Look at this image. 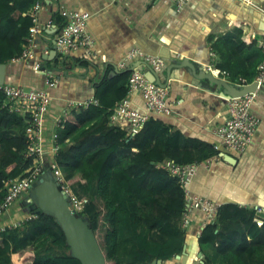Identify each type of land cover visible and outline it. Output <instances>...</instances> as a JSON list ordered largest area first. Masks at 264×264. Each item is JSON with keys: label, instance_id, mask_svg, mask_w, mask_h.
<instances>
[{"label": "trees", "instance_id": "obj_1", "mask_svg": "<svg viewBox=\"0 0 264 264\" xmlns=\"http://www.w3.org/2000/svg\"><path fill=\"white\" fill-rule=\"evenodd\" d=\"M38 1L0 0V64L23 53L34 25L29 11ZM55 22L61 29L65 25L61 14ZM131 74L105 77L96 86L97 104L73 109L63 118L55 161L73 192L87 201L81 215L91 223L107 264H167L177 256L183 262L188 243V228L183 227L186 195L163 164H201L220 152L214 146L195 145L155 115L134 135L127 124L114 120L117 105L128 95ZM255 76V71L246 74L242 83H252ZM5 101L0 94V201L9 181L25 176L37 163L28 156L30 115L11 112ZM19 206L22 215L35 217L0 232V264H81L71 256L54 217L36 213L27 196ZM259 219L264 222L255 208L219 207L216 220L197 236L203 264H215L220 256L236 264H264V223L258 225ZM212 249L213 257L206 254Z\"/></svg>", "mask_w": 264, "mask_h": 264}, {"label": "crops", "instance_id": "obj_2", "mask_svg": "<svg viewBox=\"0 0 264 264\" xmlns=\"http://www.w3.org/2000/svg\"><path fill=\"white\" fill-rule=\"evenodd\" d=\"M39 1L42 32L37 38L36 57L8 62L5 82L28 90L49 91L52 100L47 127L52 128L57 119L70 113V103L95 100L94 79L116 76L110 73L119 70L132 48L157 55L163 59L164 69L171 68L170 76L162 74L164 69L160 72L162 83L167 85L171 112L156 117L195 145H219L221 149L218 157L198 165L190 185L192 194L219 207H259L264 219V91L258 92L253 102L260 124L245 153L239 154L221 146L215 133L228 120V98L204 90L207 81L196 78L189 67H176L178 63H190L197 72H226L228 76L221 75L224 80L248 85L242 79L253 71L258 74L264 62L260 46L264 39V0H191L181 11L176 10L175 0ZM62 10L91 14L88 32L94 42L90 54L84 49L63 56L55 54L51 42L61 32L55 17ZM49 21L53 23L48 25ZM38 63L42 69L37 68ZM45 70L57 77L53 88L45 83ZM131 101L133 109L146 113L141 94H132ZM3 220L7 221V216ZM191 220L185 259L167 264H201L197 236L204 227L203 214L196 212ZM206 254L213 257L215 250ZM217 260L215 264H236L221 256Z\"/></svg>", "mask_w": 264, "mask_h": 264}, {"label": "built area", "instance_id": "obj_3", "mask_svg": "<svg viewBox=\"0 0 264 264\" xmlns=\"http://www.w3.org/2000/svg\"><path fill=\"white\" fill-rule=\"evenodd\" d=\"M109 1L116 2L118 0ZM190 1L175 0L176 10H183ZM41 9L42 4L40 1L36 2L30 9L29 15L34 25L24 46L23 53L13 59V62H26L36 57L37 38L42 32L39 19ZM60 14L65 20V25L57 38V53L63 56L70 52L84 49L90 54L94 42L93 37L88 32V22L91 14L75 10H62ZM52 23V21H49L48 25ZM260 46L264 52V39L260 42ZM138 61L144 62L157 73H160L165 66L162 58L146 54L139 48H132L126 58L119 64L118 69L123 71ZM37 68L42 69L43 66L38 63ZM46 72L45 83L48 87L53 88L58 82L57 77L52 72ZM215 75L219 78H221V75L228 76L226 72L221 71H218ZM255 82L258 84L256 93L228 99V120L215 131L220 139L221 146L239 154L245 153L260 124V119L253 112V102L257 97V93L264 91V62L258 68ZM134 93L142 95L145 101L146 113L143 114L133 109L131 95ZM0 94L5 97V106L9 105L11 112L19 115H30L32 122L26 130L29 145L28 156L37 159L35 166L28 170L25 176L9 181L7 193L0 201V232L18 228L35 217V215L24 216L20 214L22 218L18 219L17 214H12V208L15 205L18 206L21 200L29 194L32 184L46 170L53 171L62 190L70 199L74 211L78 214L83 212L87 201L82 200L73 192L66 183L63 171L55 161L56 155L60 150L58 130L63 127V119H57L52 128L46 126L52 100L49 91L28 90L19 85L3 84L0 85ZM167 98V88L149 81L144 71L135 68L129 78L128 95L117 105L113 119L123 121L130 127L133 135L137 134L143 129L151 116L170 114L171 110L167 103ZM93 104H97V102L95 100L72 102L69 104L70 111L88 108ZM214 148L219 152L221 150L219 145H215ZM198 165L200 164L181 165L173 160H168L163 164V168L177 178L186 195V210L183 217V227L186 229L192 224L191 218L196 212L203 214L204 227L214 222L219 208L215 203L192 194L190 190ZM256 210L258 213H262L261 208L258 207ZM6 216L7 221H4L3 219ZM256 221L260 226L264 223L260 219ZM200 234L201 232H199Z\"/></svg>", "mask_w": 264, "mask_h": 264}, {"label": "water", "instance_id": "obj_4", "mask_svg": "<svg viewBox=\"0 0 264 264\" xmlns=\"http://www.w3.org/2000/svg\"><path fill=\"white\" fill-rule=\"evenodd\" d=\"M56 40L51 42V45L54 47V52L57 55ZM61 64L63 65L64 63L61 62ZM185 66L193 71V75L196 76V78L207 81L203 88L204 90L216 94H222L228 99L244 97L249 93H256L257 91V82L248 85H237L215 76L212 72H205L203 70L197 72L195 67L190 63L185 64L184 62L181 65L180 63L176 65L178 68ZM6 68V64H0V85L6 84ZM135 68L144 71L149 81L163 88H167V85L162 83L161 75L166 74V76H170V67L165 68L162 74H160L155 72L144 62L138 61L123 71L132 72ZM119 73H121L120 70H115L110 74L117 75ZM105 77L106 76L104 75L101 80L94 79L93 87L101 83ZM28 199L36 213L42 212L55 218L66 237V242L70 247V254L72 257L78 259L81 264H107L106 257L93 231L91 223L86 217L81 216L74 211L70 199L62 190L53 171L46 170L39 176L31 186ZM185 249L187 248L184 247V255H186ZM199 258L201 259L202 264V253H199ZM177 259H181V256H177ZM153 264H163V262L161 260H155Z\"/></svg>", "mask_w": 264, "mask_h": 264}, {"label": "rangeland", "instance_id": "obj_5", "mask_svg": "<svg viewBox=\"0 0 264 264\" xmlns=\"http://www.w3.org/2000/svg\"><path fill=\"white\" fill-rule=\"evenodd\" d=\"M28 197H29V194L27 195V200H28V202H29V199H28ZM80 198V197H79ZM21 210H22V208L19 206V207H17L16 205L15 206H13V208H12V214L13 215H15V214H21ZM82 214V212H79V215H81ZM82 216V215H81Z\"/></svg>", "mask_w": 264, "mask_h": 264}]
</instances>
